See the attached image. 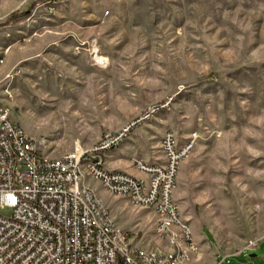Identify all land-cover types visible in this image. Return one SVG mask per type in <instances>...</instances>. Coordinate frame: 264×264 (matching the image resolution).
Returning a JSON list of instances; mask_svg holds the SVG:
<instances>
[{"label": "rangeland", "instance_id": "1", "mask_svg": "<svg viewBox=\"0 0 264 264\" xmlns=\"http://www.w3.org/2000/svg\"><path fill=\"white\" fill-rule=\"evenodd\" d=\"M0 99L54 158L155 109L122 145L193 141L174 192L189 264H264V0H0ZM85 184L156 247L154 212Z\"/></svg>", "mask_w": 264, "mask_h": 264}, {"label": "built area", "instance_id": "2", "mask_svg": "<svg viewBox=\"0 0 264 264\" xmlns=\"http://www.w3.org/2000/svg\"><path fill=\"white\" fill-rule=\"evenodd\" d=\"M155 111L105 134L92 148L77 147L54 158L11 119L0 99V209L10 211L0 215V264H189L198 247L174 192L193 141L180 142L175 133L165 132L163 160H131L143 178L105 164V154L119 148L132 128ZM87 179L135 210L154 212L156 247L151 249L139 232L118 228Z\"/></svg>", "mask_w": 264, "mask_h": 264}, {"label": "crops", "instance_id": "3", "mask_svg": "<svg viewBox=\"0 0 264 264\" xmlns=\"http://www.w3.org/2000/svg\"><path fill=\"white\" fill-rule=\"evenodd\" d=\"M129 156L131 158H129ZM131 151L129 150L127 145H122L119 148L115 150H111L105 154V164L106 167L109 170H116V171H124L127 172L137 178H143V176L134 168L130 167L128 164L131 162L132 159H140L146 163L152 164L155 163L156 161H161L163 160V155L162 153L158 154L156 157H150L147 156V158H137L133 157ZM126 204L128 202L126 200H122ZM133 213L137 212L138 210H135L131 207ZM198 240L200 238H197ZM218 258V257H217ZM216 258V259H217ZM197 260V259H195ZM219 261V260H218Z\"/></svg>", "mask_w": 264, "mask_h": 264}, {"label": "water", "instance_id": "4", "mask_svg": "<svg viewBox=\"0 0 264 264\" xmlns=\"http://www.w3.org/2000/svg\"><path fill=\"white\" fill-rule=\"evenodd\" d=\"M250 257H251V258H256V255H251Z\"/></svg>", "mask_w": 264, "mask_h": 264}]
</instances>
